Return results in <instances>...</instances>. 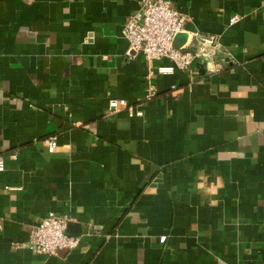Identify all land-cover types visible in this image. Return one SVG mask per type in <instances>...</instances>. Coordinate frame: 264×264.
Masks as SVG:
<instances>
[{
	"label": "crops",
	"instance_id": "0c3cea01",
	"mask_svg": "<svg viewBox=\"0 0 264 264\" xmlns=\"http://www.w3.org/2000/svg\"><path fill=\"white\" fill-rule=\"evenodd\" d=\"M138 1L0 0V264H264V0H169L223 70L155 76L150 101ZM48 213L77 249L26 247Z\"/></svg>",
	"mask_w": 264,
	"mask_h": 264
},
{
	"label": "built area",
	"instance_id": "2783aa9c",
	"mask_svg": "<svg viewBox=\"0 0 264 264\" xmlns=\"http://www.w3.org/2000/svg\"><path fill=\"white\" fill-rule=\"evenodd\" d=\"M240 20L239 16L229 19L228 26ZM189 17L179 13L169 0H139L138 8L123 25L122 34L128 43L129 57L142 55L147 64L145 75V101L156 95L154 78L158 75H172L175 70L193 74V63H203L211 74H219L223 67L213 61V53L218 47L215 35L188 30ZM178 35L185 41L175 47ZM168 60L169 66H157L156 62ZM108 114L125 113L128 119L141 118L143 112L124 99H110ZM48 153L57 150L55 138L43 141ZM4 171V161L0 158V172ZM68 220L64 216L48 213L31 230L26 247L35 254L48 257L57 256L61 251H72L79 247L80 237L66 234Z\"/></svg>",
	"mask_w": 264,
	"mask_h": 264
},
{
	"label": "water",
	"instance_id": "95a60500",
	"mask_svg": "<svg viewBox=\"0 0 264 264\" xmlns=\"http://www.w3.org/2000/svg\"><path fill=\"white\" fill-rule=\"evenodd\" d=\"M180 36H182L183 38H184V40H185V36L184 35H178L177 37H176V40H177V38L178 37H180ZM176 40H175V43H174V45L176 44ZM175 47H178V46H175ZM73 225L72 224H68L67 225V231H66V234L67 235H69V236H79L80 234H81V231H78L77 233H73L72 231H71V227H72Z\"/></svg>",
	"mask_w": 264,
	"mask_h": 264
}]
</instances>
